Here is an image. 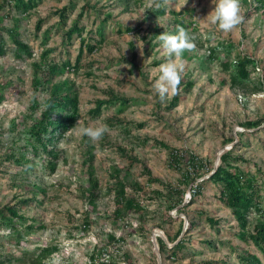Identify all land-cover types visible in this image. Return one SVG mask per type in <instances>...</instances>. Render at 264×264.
<instances>
[{"label": "rangeland", "instance_id": "1", "mask_svg": "<svg viewBox=\"0 0 264 264\" xmlns=\"http://www.w3.org/2000/svg\"><path fill=\"white\" fill-rule=\"evenodd\" d=\"M73 1L71 6V0H42L28 13L18 11L14 2L0 9V26L15 28L33 51V56L18 52L11 35L3 32L6 52L0 56V209L24 205L22 200L30 199L21 210L27 220H18L23 236L20 243L11 227L0 225V251L22 257L9 264H36L41 250L55 245L58 250L42 264H92V256L96 258L94 264H159L155 235L157 241L158 237L165 238L168 247L161 254L162 264H242L238 255L248 249L264 261V254L253 241L240 238L231 208L220 199L221 184L208 179L213 171L199 179L205 180L202 194L194 198L196 184H183L184 202L174 209L169 207L164 187L179 184L182 173L189 169L186 162L190 155H196L211 170L222 163L223 153L233 151L245 159L237 166L247 175L256 176L264 197V9L257 8V0H240L243 22L223 32L203 20L214 10L213 0H169L166 6L162 0H143L132 11H125L118 0ZM85 2L93 8L79 21L84 29L75 31L69 39L66 32ZM157 4L165 13L152 19L150 9H158ZM65 5L70 6L66 24L54 14ZM40 19L44 21L39 28ZM175 21L188 31L195 48L181 55L184 71L177 90L181 98L169 108L175 94L161 101L153 88L160 75L159 66L169 58L154 31L161 27L162 33L167 32ZM99 27H103L102 36ZM81 38L96 39L99 46L92 53L84 52L78 71L65 70L54 79L75 82L80 100L78 119L55 141L60 155L56 169L51 171L44 157L32 154V163L28 164L31 169L9 160L5 153L20 155L29 136L25 128L32 122L30 114L38 116L48 96L42 86L36 90L33 85V61L42 59L44 51L50 49L46 59L75 63ZM212 48H217L213 58L209 52ZM244 55L254 59L250 79L242 86H233L232 65ZM229 63L231 66H227ZM188 81L194 82L190 89ZM108 89L133 100L104 105L98 116L93 115L96 100L110 97ZM34 102L40 103L38 111H30ZM257 119L263 120L260 127L241 126ZM88 126L107 128L99 141L90 142L94 145L93 157L79 131ZM176 150L185 158L181 164L172 158ZM115 165L121 168L128 195L144 206L141 212H126L121 219L115 215ZM90 168L99 182L94 205L86 195ZM209 217L218 222H209ZM259 218L251 216L252 226ZM32 223L36 229L28 233ZM39 225L43 228H37ZM182 226L178 240L185 238L186 246L174 258L169 248L178 240L171 239Z\"/></svg>", "mask_w": 264, "mask_h": 264}, {"label": "trees", "instance_id": "2", "mask_svg": "<svg viewBox=\"0 0 264 264\" xmlns=\"http://www.w3.org/2000/svg\"><path fill=\"white\" fill-rule=\"evenodd\" d=\"M42 0H3L0 4V9L4 4L9 2H14L18 11L22 13H28L36 8ZM120 4L123 5L125 11H132L135 5H141L143 0H118ZM134 3V4H132ZM257 8L264 9V0H257ZM74 4V1L71 0V6ZM70 6L65 5L62 8H58L54 11V14H57L60 20L66 24L69 16ZM90 3L85 2L78 14V19L75 23L67 30L66 36L71 39L75 31L82 32L84 27L79 25V21L88 9H92ZM165 13L163 7L158 9H150V15L152 19H156L159 14ZM44 20H39L37 26L40 28ZM180 21H175L170 24L167 28V33L177 34V27L180 24ZM103 27H99L98 32L102 36ZM131 30L130 27L127 28ZM4 31H7L14 40L15 45L17 46V51L20 53L28 54L33 56V51L31 46L28 43H25L19 38V34L15 28H5L0 26V56L4 55L6 52V40ZM157 34L162 33V28L157 27L154 31ZM81 34V33H80ZM102 37H99L101 40ZM96 41H87L85 38H81V45L79 48L78 57L76 62L73 63L71 60H66L64 62L58 63L54 59H46L50 49L44 51V57L42 59H35L33 61V85L37 89H46L48 96L41 103L43 108L40 110L38 116L34 117V113L30 114L32 122L29 127H26L25 130L28 132L29 136H26V143L22 147V152L19 156L15 153H5L6 157L9 160L14 159L18 164L27 165L31 169V165H28L31 162L29 158L30 154L35 155L36 157H44V161L47 163L48 168L51 171H54L59 160V150L56 149L55 141L59 136H62L70 126L76 122L80 114V100H79V91L76 87L75 82L65 80V81H56L54 79L58 74L63 73L65 70L78 71L80 68V60L84 52L92 53L98 49L99 44L96 39H91ZM217 48H212L209 50L211 52L210 57L213 58V54L216 52ZM254 59L248 55L240 56L236 61L235 65H232L234 73L231 76V81L233 86H242L244 80L250 79L251 75V65L253 64ZM227 66H231L230 63ZM91 74V73H90ZM188 88L194 86L193 81L187 82ZM43 88H42V87ZM109 94L107 99H97L96 105L91 109V113L95 116H98L102 112L104 105L112 103L128 104L132 98L118 96L113 90L106 91ZM180 93L178 91L175 93L173 98L169 103V108L176 106L180 101ZM39 104L34 102L30 105V111L39 110ZM263 123L262 119L257 120H247L241 126L246 127L247 129L260 127ZM15 125V121H13ZM139 126H142L140 124ZM2 130H0V145H2ZM85 142L88 144V152L90 157L92 155V149L94 145L90 142L91 140L84 136ZM234 140V139H233ZM231 140V141H233ZM160 144L166 149H171V147L165 142H160ZM7 152V149H6ZM172 158L181 164V161L185 160L182 157V154L178 150L172 152ZM222 163L215 169H211L207 166V163L204 164L203 160L199 159L196 155H190V158L186 163H188L189 169L184 171L181 175L178 185L169 183L164 185L165 191L167 193V199L170 200V205L172 209L179 207L184 202V196L186 193L185 187L182 185L196 184V187L193 188V197L197 194H202V188L205 180L199 182V179L202 178L205 174H209L214 171L208 179L213 182L221 184V196L220 199L226 203V205L231 208L240 228V238L253 241L255 246L259 251L264 254V197L260 194L261 188L260 184L257 181L256 176L247 175L240 167L237 166L238 162H244L241 156H235L233 151H227L221 156ZM206 167L205 172L202 169ZM148 172V171H147ZM116 180L115 186V215L117 218H123L126 212L136 211L141 212L144 209V206L138 199L134 196L128 195L126 191V185L124 179L121 177V168L118 165L113 166V175ZM156 181H160L159 178H154ZM89 188L86 191V195L89 197L90 204H96V200L99 196V182L94 178L93 171L90 168V177H89ZM136 187L141 188V185L138 183L135 184ZM158 194L164 195L162 191H157ZM30 199H23L21 203H29ZM23 204H14L6 205L0 209V225H6L11 227L12 232L16 234L17 243H20L23 239L22 232L18 226L19 221H26L27 218L23 213H21ZM259 215L260 218L258 221L253 224L251 221V216ZM19 220V221H18ZM209 222H218L212 217L208 218ZM37 228H43V225H39ZM36 229L34 223L28 225V233ZM183 230V226L176 233V237L171 239V242H175L179 239V236ZM170 238V237H169ZM185 238L178 240L174 246L169 248L171 255L175 258L178 255V252L183 249L185 245ZM158 243L160 246L161 254L163 255L165 251H168V247L165 243V240L161 237H158ZM58 250V247H45L41 250L39 255L35 258L36 264H42L47 256ZM93 257L92 264L96 261L95 256ZM242 264H264L263 259L257 254L252 252L250 249L243 250V252L238 255ZM22 260V257H16L14 254L5 255L0 251V264H9L14 260ZM101 264H107L103 262ZM157 264V263H156Z\"/></svg>", "mask_w": 264, "mask_h": 264}, {"label": "clouds", "instance_id": "3", "mask_svg": "<svg viewBox=\"0 0 264 264\" xmlns=\"http://www.w3.org/2000/svg\"><path fill=\"white\" fill-rule=\"evenodd\" d=\"M169 0H162L166 6ZM215 8L203 19L211 25H216L223 32H230L237 28L244 20L241 14L240 0H213ZM157 4V7L162 6ZM165 54L169 57L167 61L159 66V78L155 81L153 88L159 95L161 101L175 94L182 80L184 65L181 55L185 50H193L195 44L188 31L177 27V34L164 32L158 36ZM175 57L173 59L172 57ZM80 134L87 136L92 142L99 141L107 132L105 126H88L79 129Z\"/></svg>", "mask_w": 264, "mask_h": 264}, {"label": "water", "instance_id": "4", "mask_svg": "<svg viewBox=\"0 0 264 264\" xmlns=\"http://www.w3.org/2000/svg\"><path fill=\"white\" fill-rule=\"evenodd\" d=\"M216 168H217V167H216ZM214 171H215V169H214ZM214 171H213V172H214ZM213 172H212V173H213ZM164 240H166V239L164 238ZM153 241H154L155 251H156V254H157V256H158L159 264H162V256H161L160 246H159V243H158V241H157V235H155V236L153 237Z\"/></svg>", "mask_w": 264, "mask_h": 264}, {"label": "built area", "instance_id": "5", "mask_svg": "<svg viewBox=\"0 0 264 264\" xmlns=\"http://www.w3.org/2000/svg\"><path fill=\"white\" fill-rule=\"evenodd\" d=\"M241 98H242V96H241Z\"/></svg>", "mask_w": 264, "mask_h": 264}]
</instances>
